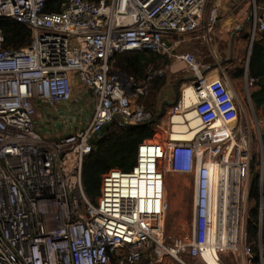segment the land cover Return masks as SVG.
<instances>
[{
    "label": "built area",
    "instance_id": "1",
    "mask_svg": "<svg viewBox=\"0 0 264 264\" xmlns=\"http://www.w3.org/2000/svg\"><path fill=\"white\" fill-rule=\"evenodd\" d=\"M208 2L0 0V18L32 32L19 51L4 48L0 33V264H209L213 226L217 233L220 226H238L232 251L240 250L255 142L264 169V115L252 106L249 116L226 76L209 78L194 54L175 53L181 37L202 27ZM251 6L252 46L264 34V1ZM218 22L215 4L208 36ZM129 52L185 63L194 98L187 104L183 91L170 110L171 123L193 114L200 131L183 140L172 130L164 143L154 141L155 132L139 145L132 171L115 169L102 177L94 203L83 182L92 141L107 125L138 127L156 118L142 101L164 71L150 68L137 81L117 67V57ZM76 88L89 95L91 121L66 136H43L40 106L70 104ZM172 175L192 177L194 187L179 235L168 227ZM227 250L216 246L219 262ZM245 250L252 264L251 250Z\"/></svg>",
    "mask_w": 264,
    "mask_h": 264
},
{
    "label": "rangeland",
    "instance_id": "2",
    "mask_svg": "<svg viewBox=\"0 0 264 264\" xmlns=\"http://www.w3.org/2000/svg\"><path fill=\"white\" fill-rule=\"evenodd\" d=\"M264 1V0H261ZM219 2V3H217ZM251 3L252 0H209L206 13L209 12V9L211 8V5L218 4L221 10V20L224 14L228 13L229 16H235L236 22L239 29V37L237 40V43H235V58L234 60H230V62H227L226 59H230V56H227L223 54L221 57V60L216 59V54L214 52V41L207 40V42H203L204 44L200 46V51L202 52L201 55L197 56L194 52V54L199 62L201 59H203V62L209 63V65L214 69L216 64L221 63L220 72L222 76H226L228 82L233 87L235 92L238 95L239 101L241 103H244L247 107V111L249 116H252V106L255 108L257 114H263L264 115V109H257L255 104L252 100V93L256 90V87L254 83L250 80L247 70L249 65V58H250V48H251V42H250V35H251ZM220 19L218 22V25L220 24ZM212 37V35H210ZM180 52V50H179ZM176 54L177 51L175 52ZM177 60L173 58L172 60H165L161 61L159 63L158 67H154L155 70H163L164 73L162 75V79L165 82V85L160 89L157 95V113L160 117L158 120L157 125L155 126V132H158V136L155 138L156 143H164L170 133L172 132V128L174 129L175 125H178V127L183 128L181 133L185 131V134L178 135L173 134L174 138H179L183 140H190L194 135H196L200 131V124L198 119L193 115L189 114L186 118L181 117H175L171 123V115L170 110L173 106V104L181 99L182 93L185 90L184 94L187 96L190 95V97H187L186 103L189 104L193 97L192 90L187 87L191 82V75L190 73L184 69H178L181 67V63L177 66L176 62ZM176 65V66H175ZM119 68V66H118ZM121 69V68H120ZM244 71V75L238 78H235L234 76L239 73L240 71ZM146 78V77H145ZM217 78V77H216ZM142 81L145 79L142 78ZM187 87V88H186ZM153 85L149 88V93L142 101L144 103L145 107L147 106L148 100L152 99V95L154 92ZM186 88V89H185ZM84 91L78 90V88L75 89V95H82ZM186 98V97H185ZM163 99H168L170 102L169 104H164ZM83 105L81 107L83 108L82 115H79L80 117H84V120L86 122H90L94 113V107L91 104L90 100L87 102H83ZM163 111L162 116L161 113ZM41 109H38V115H37V121H40L41 117ZM191 120L190 123H184L185 121ZM189 129V131H187ZM193 130V131H191ZM76 130L75 132H77ZM173 131H176L174 129ZM253 161H252V168H251V179L255 174H262L264 172L259 150L256 142L253 144ZM190 180L192 182V177L188 175L183 176H174L169 179V196L168 199L171 203V211L169 214V230H173V233L175 235L181 234V230L186 224V221L190 217L192 205H193V194H194V187L192 183L187 184L185 182L186 180ZM216 183H218V180H215ZM190 185V186H189ZM174 187V188H173ZM251 207V204L249 208ZM218 227L213 226L214 236L212 238V243L217 244L218 243V233L217 230ZM171 230V231H172ZM220 230V229H219ZM241 233V232H240ZM215 237H217V240L215 241ZM244 242H240V250L236 252V254L233 253L231 246L226 245V248L228 249L226 252H223L221 254V260L223 264H249L246 261V250L245 247L249 248L254 247V243L251 241V238L249 236L248 230H247V237H245ZM261 249H263V244L260 243ZM218 255H216L214 252L210 251L209 254L206 256L207 261L210 264H221V262L217 259ZM261 262L264 264L263 261V253H261ZM254 264V263H252Z\"/></svg>",
    "mask_w": 264,
    "mask_h": 264
},
{
    "label": "trees",
    "instance_id": "3",
    "mask_svg": "<svg viewBox=\"0 0 264 264\" xmlns=\"http://www.w3.org/2000/svg\"><path fill=\"white\" fill-rule=\"evenodd\" d=\"M88 1L98 3L101 0ZM0 33L4 36L3 47L15 51L26 48L32 36L27 26L8 18H0ZM161 61L165 59L151 52H129L117 57V67L119 66L120 70L137 81L143 82L141 79H145L149 69L155 70L154 67H158ZM247 73L256 87L251 95L253 103L257 109H264V34L253 43ZM243 75L242 70L234 77ZM152 85L154 92L152 99L147 102L146 109L155 118L158 117L157 95L165 82L162 77H157ZM158 120L138 127L110 126L107 136L96 145L84 164L85 190L94 203L100 196L102 177L106 173L115 169L124 172L132 171L137 163L139 145L153 138ZM250 204L247 230L254 243V247H250L251 254L254 264H262L261 253H263L264 261V248L261 249L260 243L264 247V180L261 179L260 174H255L251 179L249 206Z\"/></svg>",
    "mask_w": 264,
    "mask_h": 264
},
{
    "label": "crops",
    "instance_id": "4",
    "mask_svg": "<svg viewBox=\"0 0 264 264\" xmlns=\"http://www.w3.org/2000/svg\"><path fill=\"white\" fill-rule=\"evenodd\" d=\"M219 3V2H217ZM220 4V3H219ZM215 5V4H213ZM219 6L218 4H216ZM212 6V5H211ZM209 17V12L205 13L204 16V21L202 27L195 33L190 34V35H185L180 38V43L175 44V48L177 51V55H182L185 53H195L197 56L201 55L202 52L200 51V46L203 45L204 41L207 42V40H211L212 42L214 41L213 47H214V52L216 54V59L219 61L221 60L220 56H223V54L230 56V59H226L227 62H230V60H234L235 56V43H237L238 37H239V29L236 22L235 16H229L228 13L224 14L221 18V10L219 7V19H220V24L217 25V28L215 31L211 34V36H208L206 33V24L208 21ZM180 50V52H179ZM220 55V56H219ZM200 58V64L203 67V69L208 72V77L209 78H216L221 75L220 69L221 63L216 64L215 68L213 69L209 63H204L203 59ZM178 63L176 65L178 66L179 63H181V67L178 69L184 70L186 69V65L183 61L180 59H176ZM175 65V66H176ZM186 97V98H185ZM187 94H184V99L186 101ZM89 95L84 91L82 95L78 94L75 95L74 100L67 105H58L53 108H49L45 105L40 106L41 109V117L40 121H37V126L38 130L40 133L47 137V138H59L62 136H66L72 133H75L76 130L80 131L84 126L88 124L84 120V117H80L79 115H82L83 113V102L89 101ZM163 103L166 105L169 100L168 99H163ZM191 120L185 121L184 123H190ZM174 129L176 131H173V133L182 135L185 134V131H182L183 128L178 127V125L174 126ZM172 128V130H174ZM178 176V175H172L169 177ZM183 176V175H179ZM185 182L187 184L191 183V181L188 179ZM190 186V185H189ZM174 188V187H173ZM220 239H218V242ZM223 264V263H221Z\"/></svg>",
    "mask_w": 264,
    "mask_h": 264
},
{
    "label": "bare ground",
    "instance_id": "5",
    "mask_svg": "<svg viewBox=\"0 0 264 264\" xmlns=\"http://www.w3.org/2000/svg\"><path fill=\"white\" fill-rule=\"evenodd\" d=\"M193 97H194V92H193ZM215 183H216V181H215ZM225 228L227 229V231H225ZM219 231H220V233H218V239H220V241L217 244L212 243L213 247L211 248V251L215 253L216 252V246H218L220 248L221 247L226 248V245H229L232 248L236 249L238 246V242H239V240H238L239 239V227L236 225H231L229 227L228 226H220ZM216 240H217V237H215V241ZM215 254H217V252Z\"/></svg>",
    "mask_w": 264,
    "mask_h": 264
},
{
    "label": "water",
    "instance_id": "6",
    "mask_svg": "<svg viewBox=\"0 0 264 264\" xmlns=\"http://www.w3.org/2000/svg\"><path fill=\"white\" fill-rule=\"evenodd\" d=\"M252 46H253V45H252ZM252 46H251V48H250V55H251ZM250 55H249V56H250ZM166 104H168V102H167ZM162 114H163V111H162V113H161L160 116H162ZM158 118H160V117H159V116L156 117L152 122L157 121ZM108 131H109V126L107 125V126H105V127L103 128L102 132L99 134L98 139L93 140L92 143H93L94 145H98L99 142L101 141V139H102V138H105V137L107 136Z\"/></svg>",
    "mask_w": 264,
    "mask_h": 264
}]
</instances>
